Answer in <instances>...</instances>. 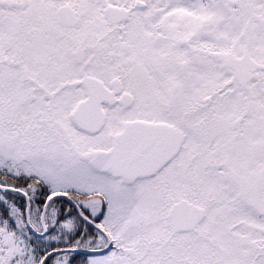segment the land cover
<instances>
[{"label":"snow or ice","instance_id":"6c2138e0","mask_svg":"<svg viewBox=\"0 0 264 264\" xmlns=\"http://www.w3.org/2000/svg\"><path fill=\"white\" fill-rule=\"evenodd\" d=\"M0 264H264V0H0Z\"/></svg>","mask_w":264,"mask_h":264}]
</instances>
